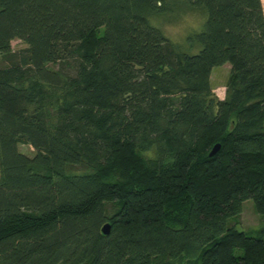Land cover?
<instances>
[{
    "label": "trees",
    "instance_id": "obj_1",
    "mask_svg": "<svg viewBox=\"0 0 264 264\" xmlns=\"http://www.w3.org/2000/svg\"><path fill=\"white\" fill-rule=\"evenodd\" d=\"M176 6L205 15L177 45ZM0 54V264H264L229 223L264 219L260 0H0Z\"/></svg>",
    "mask_w": 264,
    "mask_h": 264
},
{
    "label": "rangeland",
    "instance_id": "obj_2",
    "mask_svg": "<svg viewBox=\"0 0 264 264\" xmlns=\"http://www.w3.org/2000/svg\"><path fill=\"white\" fill-rule=\"evenodd\" d=\"M172 11L163 12L150 17L151 25L160 28L163 34L175 45L184 44L185 36L194 32L201 27L204 19V14L201 9H189L187 6L180 8L172 7ZM262 9V7H261ZM264 17V16H263ZM183 46V45H182ZM25 47V44L18 39L10 41L11 51H17ZM197 49V47H196ZM195 49V50H196ZM7 63L6 58L0 54V66ZM51 68L56 66L50 65ZM229 65L224 63L211 68L209 74V82L214 95L217 98H223L224 84L227 80ZM18 150L26 155L31 156L33 151L27 144H19ZM144 157L153 156V150L141 152ZM107 213L111 212V208L106 209ZM237 229H242L250 234L256 233L260 228L264 227V219H262L252 208V203L249 199H245L242 203V208L239 214L233 217L230 221ZM183 258L171 261V264H182Z\"/></svg>",
    "mask_w": 264,
    "mask_h": 264
},
{
    "label": "water",
    "instance_id": "obj_3",
    "mask_svg": "<svg viewBox=\"0 0 264 264\" xmlns=\"http://www.w3.org/2000/svg\"><path fill=\"white\" fill-rule=\"evenodd\" d=\"M217 148H218V144L216 143V144H214V145L211 147L210 151L208 152V155H212V154L217 150ZM109 227H110V224H109L108 222H104V223L100 226V231H101V233H103V234H107L108 231H109Z\"/></svg>",
    "mask_w": 264,
    "mask_h": 264
},
{
    "label": "crops",
    "instance_id": "obj_4",
    "mask_svg": "<svg viewBox=\"0 0 264 264\" xmlns=\"http://www.w3.org/2000/svg\"><path fill=\"white\" fill-rule=\"evenodd\" d=\"M261 2V7H262V14L264 16V0H260Z\"/></svg>",
    "mask_w": 264,
    "mask_h": 264
}]
</instances>
